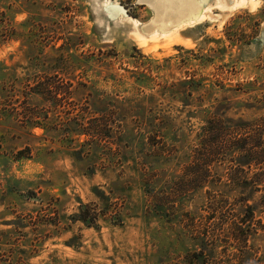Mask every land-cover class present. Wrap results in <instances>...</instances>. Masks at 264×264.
Here are the masks:
<instances>
[{
    "label": "rangeland",
    "instance_id": "1",
    "mask_svg": "<svg viewBox=\"0 0 264 264\" xmlns=\"http://www.w3.org/2000/svg\"><path fill=\"white\" fill-rule=\"evenodd\" d=\"M216 112L264 121V0H0V264H237Z\"/></svg>",
    "mask_w": 264,
    "mask_h": 264
},
{
    "label": "trees",
    "instance_id": "2",
    "mask_svg": "<svg viewBox=\"0 0 264 264\" xmlns=\"http://www.w3.org/2000/svg\"><path fill=\"white\" fill-rule=\"evenodd\" d=\"M193 83L189 80L185 85L189 87ZM193 153L195 178L190 183L202 188L211 183L221 187L225 185L224 191L209 192L212 206L209 219L216 217L221 205L230 196L239 200L228 219L241 249V253L234 255L235 261L237 264H264V260L253 254L250 244L254 235L264 233V121L235 120L213 113L201 128ZM215 166L224 167V175H216L213 171ZM178 191L184 193V189ZM158 199L157 203L162 202L160 197ZM159 212L169 215L164 209ZM200 245L201 250L194 253L191 264H204L207 247H217L218 243L203 238Z\"/></svg>",
    "mask_w": 264,
    "mask_h": 264
},
{
    "label": "water",
    "instance_id": "3",
    "mask_svg": "<svg viewBox=\"0 0 264 264\" xmlns=\"http://www.w3.org/2000/svg\"><path fill=\"white\" fill-rule=\"evenodd\" d=\"M188 19H189V18H188ZM188 19H186V20H188ZM186 20H185V21H186ZM182 22H184V21H182ZM174 25H175V24H174Z\"/></svg>",
    "mask_w": 264,
    "mask_h": 264
},
{
    "label": "bare ground",
    "instance_id": "4",
    "mask_svg": "<svg viewBox=\"0 0 264 264\" xmlns=\"http://www.w3.org/2000/svg\"><path fill=\"white\" fill-rule=\"evenodd\" d=\"M143 45V44H142Z\"/></svg>",
    "mask_w": 264,
    "mask_h": 264
}]
</instances>
